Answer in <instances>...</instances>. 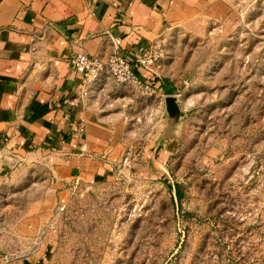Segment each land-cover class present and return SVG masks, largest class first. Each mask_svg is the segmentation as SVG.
<instances>
[{
	"label": "rangeland",
	"instance_id": "rangeland-1",
	"mask_svg": "<svg viewBox=\"0 0 264 264\" xmlns=\"http://www.w3.org/2000/svg\"><path fill=\"white\" fill-rule=\"evenodd\" d=\"M222 1L168 31L155 94L121 84L135 103L105 176L42 212V167L0 184V260L264 264V0Z\"/></svg>",
	"mask_w": 264,
	"mask_h": 264
},
{
	"label": "crops",
	"instance_id": "crops-1",
	"mask_svg": "<svg viewBox=\"0 0 264 264\" xmlns=\"http://www.w3.org/2000/svg\"><path fill=\"white\" fill-rule=\"evenodd\" d=\"M229 10L222 0H0V184L42 167V212L118 161L133 96L107 73L83 85L72 55L133 59L173 28ZM45 256L0 264H44Z\"/></svg>",
	"mask_w": 264,
	"mask_h": 264
},
{
	"label": "built area",
	"instance_id": "built-area-1",
	"mask_svg": "<svg viewBox=\"0 0 264 264\" xmlns=\"http://www.w3.org/2000/svg\"><path fill=\"white\" fill-rule=\"evenodd\" d=\"M162 57L161 43L155 42L143 49L133 59L113 51L106 58L77 53L69 58V62L85 86L95 84L103 73H107L120 84L129 85L145 95H153L156 92L154 80L161 67ZM134 66L143 69L150 76H139L134 71ZM84 94L86 92H83ZM6 141L7 138H4V142Z\"/></svg>",
	"mask_w": 264,
	"mask_h": 264
},
{
	"label": "water",
	"instance_id": "water-1",
	"mask_svg": "<svg viewBox=\"0 0 264 264\" xmlns=\"http://www.w3.org/2000/svg\"><path fill=\"white\" fill-rule=\"evenodd\" d=\"M166 110L167 112H171L176 108V103L174 101V98L172 97H166Z\"/></svg>",
	"mask_w": 264,
	"mask_h": 264
}]
</instances>
